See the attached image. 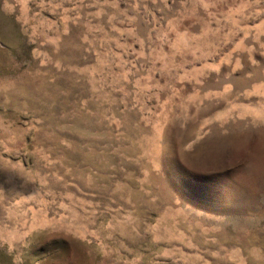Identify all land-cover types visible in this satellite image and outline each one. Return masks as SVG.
Instances as JSON below:
<instances>
[{
    "label": "rangeland",
    "instance_id": "1",
    "mask_svg": "<svg viewBox=\"0 0 264 264\" xmlns=\"http://www.w3.org/2000/svg\"><path fill=\"white\" fill-rule=\"evenodd\" d=\"M0 264H264V0H0Z\"/></svg>",
    "mask_w": 264,
    "mask_h": 264
}]
</instances>
